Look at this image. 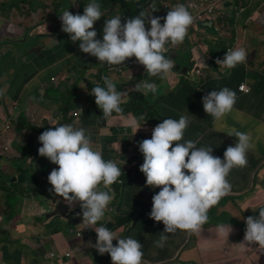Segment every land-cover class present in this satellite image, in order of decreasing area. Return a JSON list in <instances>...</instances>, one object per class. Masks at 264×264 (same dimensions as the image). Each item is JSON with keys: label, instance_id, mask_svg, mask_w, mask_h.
<instances>
[{"label": "crops", "instance_id": "0c3cea01", "mask_svg": "<svg viewBox=\"0 0 264 264\" xmlns=\"http://www.w3.org/2000/svg\"><path fill=\"white\" fill-rule=\"evenodd\" d=\"M66 1L71 9L48 7L44 17L40 14L41 7L34 10L35 0L28 12L20 11L19 7L8 11L12 22L17 20L24 26L31 21L36 26L29 37L24 36L26 30L21 27L12 30L13 36L0 35L5 39L0 43V175L9 177L0 184V264H49L47 257L54 252L71 254L55 264H112L109 254L100 255L88 246V242L96 243L97 234L93 229H85L82 217L77 218L81 223H70L67 218L54 215L55 205L64 199L50 191L53 186L48 176L59 166L39 155L38 149L42 147L39 136L62 124L85 127L92 147L106 161L111 160L121 168L124 174L120 180L125 182L144 160L139 142L150 139L159 124L152 121L150 111L162 121L189 116L191 124L184 140L199 141L197 147H212V154L221 159L227 147L235 146L237 138L228 134L233 129L251 133L255 149L248 152L246 167L230 172L232 191L210 209L209 220L199 236L182 230L165 233L163 222L150 218L152 198L160 188L147 186L140 168L127 184L122 204L123 213L133 214L135 221L122 215L130 222L116 228L121 219L107 209L106 217L111 220L100 223L120 238L139 240L147 264H264V249L258 243L246 245L243 251L239 245L244 242L246 218L258 216L259 209L264 207V130H258L264 123V0H201L216 3L219 15L203 17L189 30L182 44L169 49L168 56L175 63L171 81L150 77L140 64L118 73V66L101 63L82 52L80 41L73 43L70 35L62 31L60 16L65 10L82 15L91 0ZM186 1H152L149 7L146 1L125 17L117 3L101 6L103 17L94 25L97 38L103 39L105 21L114 16L125 20L145 10L146 16L163 18L177 4L186 7ZM61 2L58 5L62 6ZM4 4L12 6L11 1L5 0ZM24 5L30 8L29 4H21ZM164 22L161 19V24ZM25 38L29 42L27 49L16 51L14 44L5 45L11 43L7 40ZM238 46L246 49L247 63L220 69L216 60H223L228 49ZM104 76L123 93V111L113 113L112 119L103 122L95 96L90 93L95 86H102ZM143 80L155 83L157 93L136 91L135 85ZM242 85L250 93H241ZM224 87L236 92V111L216 124L204 111L202 98ZM139 97L145 102L136 101ZM84 111L94 116L88 118L96 125L79 120L78 115ZM141 116L143 120L139 119ZM129 119H136L141 125L135 135L127 126ZM16 161L20 163L15 164ZM24 166L30 168L27 174L23 173ZM118 184L111 186L113 199L109 205L114 206L119 200L113 190ZM74 208H80L79 203ZM221 224L226 228L231 225L229 237L218 238L217 226ZM78 232L81 236H77ZM161 235L168 236L162 248L155 243Z\"/></svg>", "mask_w": 264, "mask_h": 264}, {"label": "clouds", "instance_id": "9594fccd", "mask_svg": "<svg viewBox=\"0 0 264 264\" xmlns=\"http://www.w3.org/2000/svg\"><path fill=\"white\" fill-rule=\"evenodd\" d=\"M101 17V5L91 0L82 15L63 11L60 16L62 31L70 35L73 43L80 41V50L96 57L101 63L119 66L135 57L150 77L158 76L166 81L173 79L175 63L168 56L169 49L185 41L194 23L193 15L184 5L177 4L163 18L145 16L141 12L122 23L120 16H114L105 21L102 40L97 38L98 33L94 29ZM161 19L165 21L163 24ZM148 24L150 29L146 27ZM247 59L246 49L238 46L228 49L224 59L218 58L216 63L220 69H232L246 64ZM104 82L103 87L95 86L90 94L95 96L104 118L112 119L113 113L121 114L123 111V93L117 90L109 77H104ZM134 89L144 94H156L158 91L157 85L148 80L136 84ZM202 102L204 111L213 117L214 123L220 124L236 111L237 95L224 87L205 95ZM190 124L187 115L159 123L150 139L139 142V150L144 157L140 171L146 177L147 186L160 188L152 198L150 218L162 221L165 233L174 234L182 230L199 236L209 220V210L232 191L228 180L230 172L247 166V154L256 145L251 133L233 129L228 134L237 138L235 146L227 147L221 159L212 154V147H197L199 141L184 140ZM127 126L133 129V135L141 128L136 119H129ZM258 130H264V123ZM39 141L42 144L38 149L39 155L59 166L48 176L53 186L50 191L63 197L70 210L79 203L82 224L85 229H93L97 234L96 243L88 242V246L94 247L100 255L109 254L112 264H147L143 259V244L139 240L120 238L115 231L100 223L111 220V217H106V211L113 199L111 186L119 182L124 174L121 168L111 160L106 161L102 153L92 147L85 127L62 124L44 131ZM231 231V225L227 228L223 224L217 226L218 238L229 237ZM167 239L168 236L161 235L155 242L156 246L164 247ZM254 243L264 249V207L259 209L258 216L246 218L244 242L239 244L241 251L247 248L246 245Z\"/></svg>", "mask_w": 264, "mask_h": 264}, {"label": "rangeland", "instance_id": "374dc122", "mask_svg": "<svg viewBox=\"0 0 264 264\" xmlns=\"http://www.w3.org/2000/svg\"><path fill=\"white\" fill-rule=\"evenodd\" d=\"M4 1L5 0H0V35L1 36H5V38H7V35H10V34H12V36H13L12 30H18V28L21 27V28H24V30H26V33H25L24 36L25 37H29L34 32V28H35L36 25L33 24V22H31V21H28L27 22L28 24H25L24 26L22 25V23L18 22L17 20L15 22H12L11 21L12 16H9L8 17L7 16V12L8 11L16 10L18 7H19L20 11L26 10V12H28L29 11L28 9H31V3L30 2H34V0H32L30 2H27V1H24V0H7L8 3L10 1L12 2V6L11 7L6 6L4 4ZM188 1H186L185 5L188 3ZM23 2L25 4H29L30 5V8H28V6H26V5H24L22 7L21 4H24ZM59 2H60V0H57V1L56 0H35L34 10L35 9H38V7H41L40 14H42V17H44L45 12H47L48 7H50V8L51 7H55V8L57 7V10L59 9V7L61 8L60 10H64V9H67V8L71 9L68 1L62 0V2H61L62 3V6L61 5H58ZM97 3H99L101 6H104L105 7V5H108L109 2L107 1V3H106L103 0H97ZM51 10H52V8H51ZM123 21L124 20L122 19V22ZM7 41H9V40H7ZM21 42H22V45H27V43H25L26 42V38L24 40H21ZM6 45H12V44L11 43H6ZM76 83H78V81H76ZM76 90H77V86H76ZM7 156H8V154H7ZM23 159L24 158H21L20 159L22 163L25 162V160H23ZM19 163H20L19 161H16L15 162V164H19ZM28 171H30L29 166H24L23 167V173H26L27 174ZM3 173H5V172H3ZM6 179H9V177L8 176L2 177V175H0V184H2L3 181H5ZM3 185H5V184H3Z\"/></svg>", "mask_w": 264, "mask_h": 264}, {"label": "water", "instance_id": "95a60500", "mask_svg": "<svg viewBox=\"0 0 264 264\" xmlns=\"http://www.w3.org/2000/svg\"><path fill=\"white\" fill-rule=\"evenodd\" d=\"M152 1H154V0H148V2H147V5H149V4H151V2ZM142 9V8H141ZM140 10V9H139ZM131 17V15L128 17V19ZM126 21H127V18L122 22V23H126ZM5 41V39H3L2 37H0V43L2 44L3 42ZM8 42H11V44H14V49L16 50V51H19L21 48H23V50L24 49H27L28 48V44L27 45H22V42L20 41V40H14V39H12V40H9ZM25 43H29L28 41H27V39H26V42ZM6 45V44H5ZM8 46H10L11 47V45H8ZM4 47H6V46H4ZM3 47V48H4ZM178 58V56L176 57V59ZM180 65H178V69H180ZM122 73V72H121ZM104 77H106V76H104ZM104 77H103V83H102V86L104 85ZM136 101H141V102H145V99H143V98H141V97H139V98H137V100ZM128 105H131V103L130 104H128ZM144 105L148 108V109H150V110H153V109H151L150 107H148L147 105L148 104H146V103H144ZM99 111H100V113L102 112V110L101 109H99ZM102 114L103 113H101L100 114V121H106L107 119H105V118H102ZM88 116H90V118L91 117H94L93 115H91V114H89L87 111L85 112H82V114H79L78 115V118H79V120H81L82 122H83V124H90V123H94L92 120H90L89 118H88ZM161 118V117H160ZM94 125H96V123H94ZM143 162H144V160L138 165V166H136V168H135V170L129 175V177L125 180V182H122L120 185H121V190H120V197H119V200H118V202H117V204H116V206H115V211L113 212V214L114 215H116V216H122V215H127V216H130L131 218H133L134 219V221H135V217H134V215L133 214H131V213H127V214H125V213H123V210H122V204H123V198H124V193H125V188H126V186H127V184L129 183V181L135 176V174L137 173V171H138V169L141 167V165L143 164ZM114 205H115V203H114ZM55 209H56V212L54 213V215H61L62 217H64V218H67L66 220H68V222H70V223H73V221H78L79 223H81L82 222V220L80 221V220H78L77 218L78 217H82V209H81V207L80 208H73V209H69V207L66 205V203L64 202V200H61V201H59L56 205H55ZM111 213V212H110ZM79 216H78V215ZM83 219V218H82ZM72 232H73V230H72ZM79 233V232H78Z\"/></svg>", "mask_w": 264, "mask_h": 264}, {"label": "built area", "instance_id": "2783aa9c", "mask_svg": "<svg viewBox=\"0 0 264 264\" xmlns=\"http://www.w3.org/2000/svg\"><path fill=\"white\" fill-rule=\"evenodd\" d=\"M165 8H168V5L164 6ZM186 8L189 10V12L193 15L194 17V23L193 25L189 28V30L195 26L203 17L206 18H215V16L219 15L218 8L216 6V3H206L201 0H192L191 2L187 3ZM228 51V50H227ZM138 61L136 60L135 57L129 58L126 60L122 65H119L116 70L118 73L123 72L124 69L129 68V67H136ZM197 74H200V70H197ZM239 90L243 93H250V90L245 86L242 85ZM10 128V126L8 127ZM122 181H119V184H121ZM108 210L113 213L115 211V207L113 205L108 206ZM77 236H81L80 233L77 234ZM71 254L70 253H52L50 256L47 257V260H49V264H55L63 259L70 258Z\"/></svg>", "mask_w": 264, "mask_h": 264}, {"label": "trees", "instance_id": "16d2710c", "mask_svg": "<svg viewBox=\"0 0 264 264\" xmlns=\"http://www.w3.org/2000/svg\"><path fill=\"white\" fill-rule=\"evenodd\" d=\"M26 1L30 2L32 0H26ZM103 1H105L106 3L108 1L109 2L108 4L117 3L118 6H119V10L122 12V16L125 17L124 15H128V14L133 13V11L137 10L143 3H145L148 0H103ZM160 1L161 0H154V2H156V3H159ZM30 3L33 6V2H30ZM149 6H151V5L149 4L148 7ZM141 12H143L145 14V10H142V11H139L137 14L133 15L132 17L138 16ZM146 112H149V110L147 109ZM150 113L154 117L152 121H154L156 123H158V121H159V123L163 122L162 120H160V118H158V116L155 117L153 115L154 113H152L151 111H150ZM146 118H148V117H146ZM113 190L115 192L116 197L118 196V198H119L120 197L121 185L118 184L117 189L115 188ZM124 195H125V193H124ZM119 218L121 219V221L119 222V224L117 223L116 228L121 227V226L125 225L126 223L130 222L129 218H123V216H119Z\"/></svg>", "mask_w": 264, "mask_h": 264}, {"label": "flooded vegetation", "instance_id": "af4514ba", "mask_svg": "<svg viewBox=\"0 0 264 264\" xmlns=\"http://www.w3.org/2000/svg\"><path fill=\"white\" fill-rule=\"evenodd\" d=\"M56 1H57V0H56ZM57 6H58V5H57ZM5 35H6V34H5ZM4 37H5V36H4ZM126 69H127V68H126ZM124 70H125V69H124ZM124 70H123V71H124ZM116 204H117V203H115L114 207L116 206Z\"/></svg>", "mask_w": 264, "mask_h": 264}]
</instances>
